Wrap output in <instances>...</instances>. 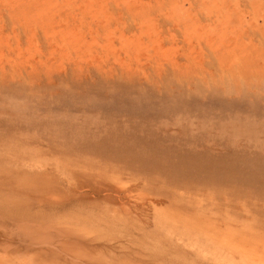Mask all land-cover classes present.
<instances>
[{"label":"rangeland","instance_id":"374dc122","mask_svg":"<svg viewBox=\"0 0 264 264\" xmlns=\"http://www.w3.org/2000/svg\"><path fill=\"white\" fill-rule=\"evenodd\" d=\"M0 264H264V0H0Z\"/></svg>","mask_w":264,"mask_h":264}]
</instances>
